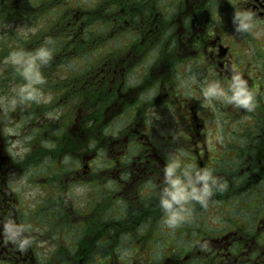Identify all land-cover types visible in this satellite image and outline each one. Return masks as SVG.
Wrapping results in <instances>:
<instances>
[{
  "label": "flooded vegetation",
  "instance_id": "obj_1",
  "mask_svg": "<svg viewBox=\"0 0 264 264\" xmlns=\"http://www.w3.org/2000/svg\"><path fill=\"white\" fill-rule=\"evenodd\" d=\"M48 38L25 99L6 57ZM237 74L251 111L205 100ZM173 159L211 173L175 228ZM0 264H264V0H0Z\"/></svg>",
  "mask_w": 264,
  "mask_h": 264
},
{
  "label": "clouds",
  "instance_id": "obj_2",
  "mask_svg": "<svg viewBox=\"0 0 264 264\" xmlns=\"http://www.w3.org/2000/svg\"><path fill=\"white\" fill-rule=\"evenodd\" d=\"M252 19L253 13L250 11H237L234 15V22H237L236 31H249L253 26ZM51 43L52 39L48 38L43 45L33 51H25L23 49L14 50L6 57V61L16 68L25 81L19 87V91L25 99L37 100L38 102L41 99L40 89L37 85L44 83V77L40 68L42 65H46L52 58V50L47 47ZM229 91L231 95L221 88L216 81H210L201 87V93L209 103L213 100H221L238 108L247 109L248 111H251L255 107L253 93L248 89L246 82L240 78L239 74L232 77ZM5 131L8 134L12 133V129H6ZM15 146L13 144V147ZM22 151L26 152L27 149H22ZM180 168V161L178 159H173L164 168L168 187L164 189L166 198H161L160 206L166 213L162 218L163 223L172 228H175L184 220V217L179 211L174 210L173 206L182 207L189 199L202 202L203 197L209 193L208 181L211 179L209 170L204 169L202 174L199 171L197 172L196 181L202 184L201 194L197 195V188L193 182L191 180L185 182L181 179L180 174H177V169ZM183 175L187 176L188 173L183 172Z\"/></svg>",
  "mask_w": 264,
  "mask_h": 264
},
{
  "label": "rangeland",
  "instance_id": "obj_3",
  "mask_svg": "<svg viewBox=\"0 0 264 264\" xmlns=\"http://www.w3.org/2000/svg\"><path fill=\"white\" fill-rule=\"evenodd\" d=\"M6 63H9V62L6 61L5 64H6ZM11 67H12L13 69H15V71H17L16 68H15L12 64H11ZM17 72H18V71H17ZM18 75H20L19 72H18Z\"/></svg>",
  "mask_w": 264,
  "mask_h": 264
}]
</instances>
